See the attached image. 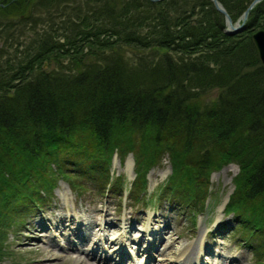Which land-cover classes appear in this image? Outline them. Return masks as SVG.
<instances>
[{
    "label": "trees",
    "instance_id": "obj_1",
    "mask_svg": "<svg viewBox=\"0 0 264 264\" xmlns=\"http://www.w3.org/2000/svg\"><path fill=\"white\" fill-rule=\"evenodd\" d=\"M219 1L235 21L252 0ZM68 2L0 0V260L12 253L9 231L41 209L58 177L73 190V176L102 193L120 184L112 145L122 157L140 151L141 189L167 153L164 188L189 200L234 160L225 212L264 257V67L250 36L264 27V0L236 34L212 0ZM209 86L219 94L201 106Z\"/></svg>",
    "mask_w": 264,
    "mask_h": 264
},
{
    "label": "rangeland",
    "instance_id": "obj_2",
    "mask_svg": "<svg viewBox=\"0 0 264 264\" xmlns=\"http://www.w3.org/2000/svg\"><path fill=\"white\" fill-rule=\"evenodd\" d=\"M79 1L69 0L68 6L80 4ZM242 15L235 21L229 16L233 25L241 23L233 30L224 14V30L229 34L242 32L246 19ZM219 90L217 86L203 88L197 98L200 105L214 102ZM244 135L250 145H259L254 135ZM204 146L211 148L210 140ZM111 147L110 171L117 175L120 186L107 188V192L102 193L97 191V184L91 183L87 177L73 176L80 184L77 190L72 191L66 179L58 177L41 209L9 231L12 253L4 256L0 264H101L97 258L105 253L107 247L112 248L114 264L122 254H117V250L120 249L123 234L135 258L133 261L124 257L123 264H162L159 257H163L164 264H264V257L256 255L258 251L255 252L244 241L246 233L237 229L232 214L225 212L234 189L233 178L238 163L230 160L212 170L209 184L202 186L203 189L206 187L208 194L202 199L194 197L189 200L183 195L170 194L171 187L164 188L167 179L170 176L172 179L167 153L164 152L147 167L144 164L148 157L142 155L139 162L146 170L144 188L141 189L133 186L139 168L134 154L140 151L136 149L134 154L127 151L122 157L115 145ZM181 148L186 147L183 144L178 146L176 153L183 160L186 155ZM69 240L84 247V251H77L75 245L69 247ZM148 240L149 245L153 242L156 246L153 253L156 258L147 256V251L143 254ZM91 247L96 249L97 257H88L87 251Z\"/></svg>",
    "mask_w": 264,
    "mask_h": 264
},
{
    "label": "water",
    "instance_id": "obj_3",
    "mask_svg": "<svg viewBox=\"0 0 264 264\" xmlns=\"http://www.w3.org/2000/svg\"><path fill=\"white\" fill-rule=\"evenodd\" d=\"M213 1H214V4H215L216 8L218 10L222 11L225 14L228 26L231 29L234 30V29H236V28L241 26V23H238V25H233L228 13L226 12L225 8L221 5V3L218 0H213ZM255 1H257V0H252L249 3V5L247 6V8L243 11V15H242L243 19L246 18L249 8L252 6V4ZM251 37H252L253 43H254V45H255V47L257 49L258 55H259L262 63L264 64V28H259L257 30H254L252 32Z\"/></svg>",
    "mask_w": 264,
    "mask_h": 264
},
{
    "label": "bare ground",
    "instance_id": "obj_4",
    "mask_svg": "<svg viewBox=\"0 0 264 264\" xmlns=\"http://www.w3.org/2000/svg\"><path fill=\"white\" fill-rule=\"evenodd\" d=\"M227 198V197H226ZM225 202V201H224ZM224 205V204H223ZM59 227V226H58ZM47 229V228H46ZM38 230V229H37ZM34 232V231H33ZM39 232V230H38ZM35 238V237H34ZM41 238V237H40ZM60 242V241H59ZM61 246V245H60ZM65 248V247H64ZM182 254V253H181ZM84 264H87L86 262ZM162 264H164V261H162Z\"/></svg>",
    "mask_w": 264,
    "mask_h": 264
}]
</instances>
